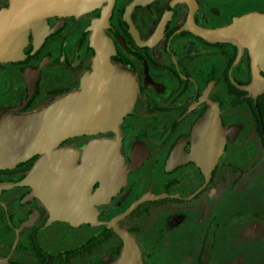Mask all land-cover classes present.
<instances>
[{
  "label": "flooded vegetation",
  "instance_id": "1",
  "mask_svg": "<svg viewBox=\"0 0 264 264\" xmlns=\"http://www.w3.org/2000/svg\"><path fill=\"white\" fill-rule=\"evenodd\" d=\"M257 15L264 0H99L30 29L23 56L0 62L3 114L79 89L98 48L135 97L118 125L54 149L91 176L85 214L56 218L35 193L41 154L0 166V263L264 264V91L247 89L264 77V21L243 19Z\"/></svg>",
  "mask_w": 264,
  "mask_h": 264
},
{
  "label": "water",
  "instance_id": "2",
  "mask_svg": "<svg viewBox=\"0 0 264 264\" xmlns=\"http://www.w3.org/2000/svg\"><path fill=\"white\" fill-rule=\"evenodd\" d=\"M99 0H9L0 10V62L17 60L23 56L28 33L33 29L42 35L47 27L46 17L52 14L77 15L89 11ZM245 21L264 16H248ZM92 43L101 35L93 26ZM91 70L86 72L79 89H75L50 104L27 113L8 116L0 112V166L12 165L33 154H41L30 177L37 183L34 191L50 205L56 218H77L78 210L87 212V183L91 176L79 178L66 166L63 152L55 151L65 138L81 133L112 128L130 111L135 97V84L125 72L112 67L107 50L97 49ZM30 92L33 80H28ZM255 88H247L254 95L264 91V77L254 74ZM23 104L15 109H19ZM197 130H207L202 120ZM216 137H213L215 140ZM221 143H215L210 156H216ZM205 157L208 151L204 152ZM203 156V154H202ZM207 159L202 158V164ZM50 175H45L46 168ZM49 180L44 182V178ZM81 202V207L79 203ZM126 242L131 240L126 239ZM124 257H122L123 259ZM2 264V263H0Z\"/></svg>",
  "mask_w": 264,
  "mask_h": 264
}]
</instances>
